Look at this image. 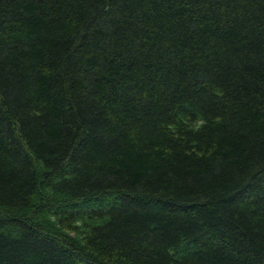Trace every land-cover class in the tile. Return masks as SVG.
I'll return each mask as SVG.
<instances>
[{
    "label": "trees",
    "instance_id": "16d2710c",
    "mask_svg": "<svg viewBox=\"0 0 264 264\" xmlns=\"http://www.w3.org/2000/svg\"><path fill=\"white\" fill-rule=\"evenodd\" d=\"M0 264H264V0H0Z\"/></svg>",
    "mask_w": 264,
    "mask_h": 264
}]
</instances>
